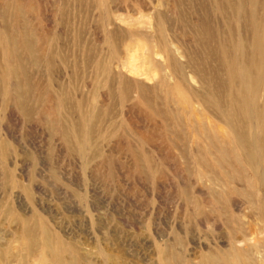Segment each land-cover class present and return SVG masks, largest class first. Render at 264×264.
I'll use <instances>...</instances> for the list:
<instances>
[{
  "label": "rangeland",
  "instance_id": "1",
  "mask_svg": "<svg viewBox=\"0 0 264 264\" xmlns=\"http://www.w3.org/2000/svg\"><path fill=\"white\" fill-rule=\"evenodd\" d=\"M43 1L50 23L35 19L34 39L53 69L22 55L31 94L21 105L3 102L0 83V264H56L55 254L63 264H166L175 240L172 264H213L203 256L217 239L250 224L264 238V214L224 198L247 189L222 182L194 130L206 123L228 141L217 143L228 164L245 165L219 108L248 130L225 62L240 42L251 51L253 8L264 35V0L241 16L238 0ZM259 254L252 264H264Z\"/></svg>",
  "mask_w": 264,
  "mask_h": 264
},
{
  "label": "bare ground",
  "instance_id": "2",
  "mask_svg": "<svg viewBox=\"0 0 264 264\" xmlns=\"http://www.w3.org/2000/svg\"><path fill=\"white\" fill-rule=\"evenodd\" d=\"M104 1L107 3L109 0ZM247 1L249 0H238V5L235 7L238 15L241 16V14L245 13V3ZM252 1L255 3L256 0ZM44 5L43 0H0V20L3 22L0 28V41L3 52V58L0 61V83L3 84L2 98L4 103L12 100L16 104L21 105V100L31 94V89L28 88L29 84L24 73L25 64L21 59L22 55L32 57L35 63L45 58L47 65L51 69L54 67V55L50 52L45 54L41 47L38 48V43L34 39V34L39 36V23L35 19H41L47 24L50 23L46 15H44ZM29 13L34 14L33 20L35 21L28 19L27 15ZM35 14H38L40 18L35 17ZM249 16L252 36L251 51L247 49L244 43L240 42L236 46V53H233L231 58H227L225 62V68L229 73V85L233 88L237 87L239 90L240 100L243 104L241 117L247 122L248 130H242V124L235 119V112L232 108L224 109L220 107L219 110L222 121L228 131L233 134L231 140L238 144L239 149L243 153L245 165H248L251 169L250 175L246 172L247 170L242 161L237 159L238 153L233 149L231 155L235 156L234 159H237L238 163L236 162L237 164L234 166L230 163L228 164L227 158L231 153L228 150V146L225 147L224 144L217 145L218 142L225 141L224 138L221 141L220 136L209 128L206 123L202 122L198 127L195 126L194 130L198 129L202 137L204 135L208 139L207 141L210 144L206 143V145H210L212 152H214L215 167L220 169L222 182L225 185L240 182L247 189H245L247 192H240L236 188L227 189L224 198L229 199L233 194L240 195L248 200L249 205L257 206L264 214V111L260 108L261 96L264 92V35L261 32V23L258 21V12L255 8L250 11ZM159 27L161 26L159 25ZM162 33L163 30L161 28ZM161 36L163 37V35ZM223 51L228 54L226 50L223 49ZM37 55L38 57L36 58ZM38 58L39 61H37ZM180 87H177L178 90L181 89ZM183 101L187 102V98H183ZM226 143L228 144V141ZM208 148L202 151L204 159H207L206 155L211 152V149L209 148V151ZM198 155L195 154L196 163L201 168L208 167L210 163L203 161ZM212 169L214 168L212 167ZM199 177L204 178L205 176L200 173ZM197 210L199 217L207 220L204 207L200 205ZM261 232L258 231L255 225L250 224L242 232L241 236L233 235L231 238L217 239L214 242L215 245L208 248L203 260L206 263L210 262L213 264L219 263V261L232 264L244 259L248 264H252L254 257L251 255L260 253L259 255L262 254L264 258V238L259 235ZM252 240H254L253 243L250 242ZM241 242H245L246 246L240 247L238 243L241 244ZM176 243H178V240L173 242L166 241L164 249L167 254L165 258L166 264H172L175 260L177 255L175 250ZM54 259L56 264H63L59 254H55Z\"/></svg>",
  "mask_w": 264,
  "mask_h": 264
}]
</instances>
